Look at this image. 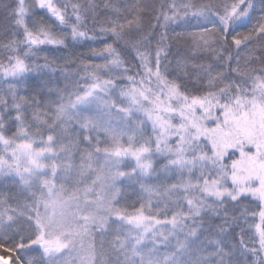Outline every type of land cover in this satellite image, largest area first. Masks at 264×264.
I'll return each mask as SVG.
<instances>
[{"label":"snow or ice","instance_id":"obj_1","mask_svg":"<svg viewBox=\"0 0 264 264\" xmlns=\"http://www.w3.org/2000/svg\"><path fill=\"white\" fill-rule=\"evenodd\" d=\"M0 264H264V0H0Z\"/></svg>","mask_w":264,"mask_h":264},{"label":"trees","instance_id":"obj_2","mask_svg":"<svg viewBox=\"0 0 264 264\" xmlns=\"http://www.w3.org/2000/svg\"><path fill=\"white\" fill-rule=\"evenodd\" d=\"M74 51H75V54H79V53L82 52V51H87V49L77 48V49H75ZM57 55H59V53H58Z\"/></svg>","mask_w":264,"mask_h":264}]
</instances>
